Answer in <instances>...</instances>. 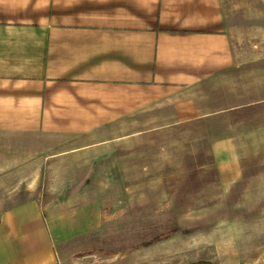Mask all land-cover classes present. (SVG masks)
I'll list each match as a JSON object with an SVG mask.
<instances>
[{"label":"crops","instance_id":"0c3cea01","mask_svg":"<svg viewBox=\"0 0 264 264\" xmlns=\"http://www.w3.org/2000/svg\"><path fill=\"white\" fill-rule=\"evenodd\" d=\"M228 2L0 0V189L27 171L132 170L154 128L262 109L264 2ZM11 190L0 264H65L87 243L89 214Z\"/></svg>","mask_w":264,"mask_h":264},{"label":"rangeland","instance_id":"374dc122","mask_svg":"<svg viewBox=\"0 0 264 264\" xmlns=\"http://www.w3.org/2000/svg\"><path fill=\"white\" fill-rule=\"evenodd\" d=\"M133 166L27 171L13 180L19 189L9 179L0 192L90 215L87 243L65 264H264V107L154 128L134 140ZM67 176L74 186L56 183Z\"/></svg>","mask_w":264,"mask_h":264}]
</instances>
